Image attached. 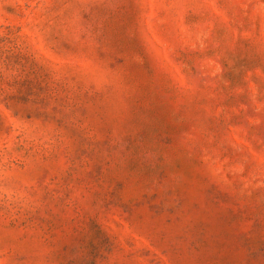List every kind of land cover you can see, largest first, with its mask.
Returning a JSON list of instances; mask_svg holds the SVG:
<instances>
[{"label": "rangeland", "instance_id": "1", "mask_svg": "<svg viewBox=\"0 0 264 264\" xmlns=\"http://www.w3.org/2000/svg\"><path fill=\"white\" fill-rule=\"evenodd\" d=\"M0 264H264V0H0Z\"/></svg>", "mask_w": 264, "mask_h": 264}]
</instances>
